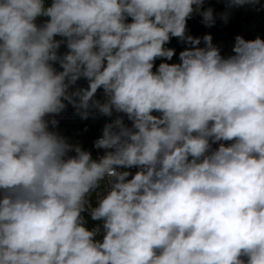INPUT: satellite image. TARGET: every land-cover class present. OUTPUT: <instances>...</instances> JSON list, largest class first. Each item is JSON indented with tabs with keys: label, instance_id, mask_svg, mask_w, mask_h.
I'll return each mask as SVG.
<instances>
[{
	"label": "clouds",
	"instance_id": "1",
	"mask_svg": "<svg viewBox=\"0 0 264 264\" xmlns=\"http://www.w3.org/2000/svg\"><path fill=\"white\" fill-rule=\"evenodd\" d=\"M204 2L0 0V264H264V39L198 47ZM68 104L116 114L102 155L52 130Z\"/></svg>",
	"mask_w": 264,
	"mask_h": 264
},
{
	"label": "built area",
	"instance_id": "2",
	"mask_svg": "<svg viewBox=\"0 0 264 264\" xmlns=\"http://www.w3.org/2000/svg\"><path fill=\"white\" fill-rule=\"evenodd\" d=\"M190 25L193 26V18H190ZM238 27L240 35L245 39H255L261 37L264 34V0H260V3L255 7L251 5H245L239 7V18ZM213 45L221 49L222 54L227 55L231 53L234 41L227 39L212 40ZM188 45L186 44V47ZM206 46V45H205ZM161 62L168 63H178L179 57H172V60L167 61L164 58H159ZM79 86L87 87V82L81 80L78 82ZM97 99H103L102 90H98ZM115 113L113 117H105L99 115L98 113L95 117H89L88 119H81L79 115L76 114L75 109L71 104H68L65 110L56 115L54 118L58 121L57 126L52 129L57 131L60 135L68 139L69 143L80 144L84 149L92 152L93 157L96 158L103 154V150H97L94 147V141L102 136V130L106 123H109L115 118ZM154 115H159L154 113ZM53 117H49L51 119ZM125 122L130 125V121L125 117ZM219 143L230 144L231 142L221 141ZM219 143L213 144L212 148L215 149L219 146ZM134 173L136 169H131ZM95 203V197H93V204ZM90 219V217H88ZM91 221L90 229L94 228L98 222ZM98 239L101 237H97Z\"/></svg>",
	"mask_w": 264,
	"mask_h": 264
},
{
	"label": "trees",
	"instance_id": "3",
	"mask_svg": "<svg viewBox=\"0 0 264 264\" xmlns=\"http://www.w3.org/2000/svg\"><path fill=\"white\" fill-rule=\"evenodd\" d=\"M46 3H50V0H46ZM212 8L216 17V22L212 27H206L204 25L203 17L199 13H193V26L190 25V19L187 20V34L193 37H200L201 43L198 47H205L203 37L210 34L212 40L227 39L234 41L237 35H240L238 27L239 7H229L227 0H205L203 4V10ZM264 39V34L260 37ZM60 39V37H56ZM165 47L175 49V57H179V53L186 48V43L179 40V38H171ZM66 46L62 45L60 52H66ZM161 63L159 58L155 61L154 71L156 67ZM91 221L87 218V226L90 227Z\"/></svg>",
	"mask_w": 264,
	"mask_h": 264
}]
</instances>
